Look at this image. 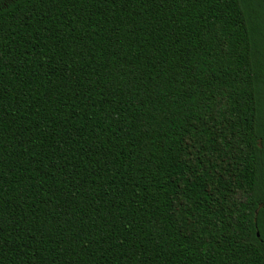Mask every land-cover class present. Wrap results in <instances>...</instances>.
<instances>
[{"label":"trees","instance_id":"obj_1","mask_svg":"<svg viewBox=\"0 0 264 264\" xmlns=\"http://www.w3.org/2000/svg\"><path fill=\"white\" fill-rule=\"evenodd\" d=\"M0 264H264V0H0Z\"/></svg>","mask_w":264,"mask_h":264},{"label":"water","instance_id":"obj_2","mask_svg":"<svg viewBox=\"0 0 264 264\" xmlns=\"http://www.w3.org/2000/svg\"><path fill=\"white\" fill-rule=\"evenodd\" d=\"M258 235H260V233L258 232Z\"/></svg>","mask_w":264,"mask_h":264}]
</instances>
